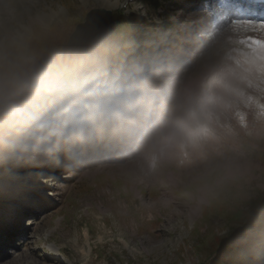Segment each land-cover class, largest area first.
<instances>
[{"label": "rangeland", "instance_id": "rangeland-1", "mask_svg": "<svg viewBox=\"0 0 264 264\" xmlns=\"http://www.w3.org/2000/svg\"><path fill=\"white\" fill-rule=\"evenodd\" d=\"M149 1L0 0V43L37 49L52 40L63 52L91 10L111 11L130 26L123 36L131 50L117 62L150 102L59 165L0 166V264H264L259 221L228 219L264 199L259 107L238 97L196 136H149L178 99L208 90L222 70L208 55L204 26L216 0Z\"/></svg>", "mask_w": 264, "mask_h": 264}, {"label": "clouds", "instance_id": "clouds-1", "mask_svg": "<svg viewBox=\"0 0 264 264\" xmlns=\"http://www.w3.org/2000/svg\"><path fill=\"white\" fill-rule=\"evenodd\" d=\"M240 38L235 24L209 21L208 55L222 70L208 90L178 99L150 129L151 139L196 136L216 111L259 92L264 71L255 62H240L245 50ZM129 43L121 33L107 30L51 56L23 40L0 43V166L59 165L61 155L67 158L74 146L97 132L120 130L148 107L138 81L117 62Z\"/></svg>", "mask_w": 264, "mask_h": 264}, {"label": "snow or ice", "instance_id": "snow-or-ice-1", "mask_svg": "<svg viewBox=\"0 0 264 264\" xmlns=\"http://www.w3.org/2000/svg\"><path fill=\"white\" fill-rule=\"evenodd\" d=\"M247 8L245 0H216L215 7L208 13V19L204 26L208 25L212 18L218 21L233 23L237 33L241 36L239 44L244 47L242 64L257 63L264 71V19L248 18L245 13ZM258 91L264 93V82H257ZM264 114V101L256 96L249 97Z\"/></svg>", "mask_w": 264, "mask_h": 264}, {"label": "trees", "instance_id": "trees-1", "mask_svg": "<svg viewBox=\"0 0 264 264\" xmlns=\"http://www.w3.org/2000/svg\"><path fill=\"white\" fill-rule=\"evenodd\" d=\"M154 8H159L162 6L163 3L168 2V0H150L149 1ZM116 20V19H115ZM116 25H117V31L123 35L124 31H127L130 26L127 22L124 21H118L116 20ZM54 42V43H53ZM59 43H56L55 41H50L48 40L45 43L39 44L38 48L35 50L44 56H51V55H56L61 52H63V47L62 45H57ZM126 50H131L130 47H126ZM124 53V52H123ZM122 53V54H123ZM125 55V54H124ZM170 63V62H169ZM167 62V64H169ZM165 70V69H164ZM147 93H152L150 91H147ZM151 107V106H150ZM151 109L156 110L157 107L155 105H152ZM250 206L249 210L247 211L246 215L243 213L241 210H238L236 212L231 213L230 217L228 218L232 223H244L246 218H255L256 220L259 221V223L262 225L261 230L264 232V199L262 198H257L254 201H250L249 204ZM247 220V219H246ZM225 242L223 240L219 241V245L226 249V252L230 255H232L231 249L226 248V245L224 244ZM264 252V251H263ZM245 257V256H243Z\"/></svg>", "mask_w": 264, "mask_h": 264}, {"label": "water", "instance_id": "water-1", "mask_svg": "<svg viewBox=\"0 0 264 264\" xmlns=\"http://www.w3.org/2000/svg\"><path fill=\"white\" fill-rule=\"evenodd\" d=\"M111 11L105 9L91 10L83 23L77 25L75 31L70 36L64 46V52L80 46L82 39L88 35L107 30L114 32L117 30L116 21Z\"/></svg>", "mask_w": 264, "mask_h": 264}, {"label": "bare ground", "instance_id": "bare-ground-1", "mask_svg": "<svg viewBox=\"0 0 264 264\" xmlns=\"http://www.w3.org/2000/svg\"><path fill=\"white\" fill-rule=\"evenodd\" d=\"M251 7H252V6H250V5H247V8H251ZM98 135H99V137H98V138H99V140H100V138H101V136H102V135H100V134H98ZM147 137H148V136H147Z\"/></svg>", "mask_w": 264, "mask_h": 264}]
</instances>
